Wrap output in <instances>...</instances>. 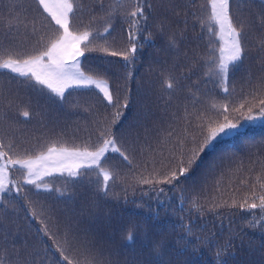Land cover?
I'll list each match as a JSON object with an SVG mask.
<instances>
[{
    "label": "trees",
    "instance_id": "1",
    "mask_svg": "<svg viewBox=\"0 0 264 264\" xmlns=\"http://www.w3.org/2000/svg\"><path fill=\"white\" fill-rule=\"evenodd\" d=\"M147 2L150 14L146 9L138 33L143 47L131 68L121 57L100 51H86L80 58L85 74L106 79L114 100L118 96L126 108L112 107L93 88L70 89L61 99L46 88H33L24 77L0 74V139L13 143V158L45 151L52 143L95 144L106 128L131 161L107 154L103 167L116 178L108 181L106 194L94 169L72 180V188L65 181L47 191L31 187L34 195L28 198H17L9 184L0 199V264H66L58 245L74 264H264V210H247L264 194V119L215 141L189 173L156 186L164 192L138 183L154 171H167L180 145L190 147V136L208 117L223 122L217 115L223 105L233 122L239 117L233 109L241 103V112L251 107L253 114L264 106V25L259 23L264 5L260 0L230 5L234 24L244 26L246 51L234 70L230 66L225 93L218 77L208 76L210 53L220 46L211 34L209 0ZM73 3V23L80 31L95 34L112 26L107 44L90 38V47L120 51L127 46L131 3L120 7L115 0H103V10L97 0ZM46 16L37 0H0V61L8 52L31 51L41 36V44L53 39ZM104 69L109 72L100 74ZM170 77L171 91L164 84ZM78 211L84 222L67 229L65 218ZM63 233L80 234L81 241L70 249L62 246Z\"/></svg>",
    "mask_w": 264,
    "mask_h": 264
},
{
    "label": "snow or ice",
    "instance_id": "2",
    "mask_svg": "<svg viewBox=\"0 0 264 264\" xmlns=\"http://www.w3.org/2000/svg\"><path fill=\"white\" fill-rule=\"evenodd\" d=\"M97 2L101 4L103 10V0H97ZM232 2L233 0H209L210 18L215 25H218L220 46L210 53L211 58L207 62L209 64L208 76L210 78L212 76L218 77L217 82L225 93L229 92L227 80L230 66L234 70L239 62L245 58L246 51L243 43L244 26L241 24L237 27L230 13ZM37 3L43 12L47 13L45 19L49 20L50 18L47 27L54 30V38L41 44L44 39L41 36L31 51L8 52V58L0 61V74L15 73L29 81H34L36 85L48 89L61 99L69 88H93L102 93L106 102L112 107L126 108L127 103L120 104L118 96L114 100L113 92L106 79H95L85 74L80 67V58L85 55L86 51H100L113 57H121L127 62L126 67L131 68L137 58L138 47H143L138 36L139 26L142 21L147 20L146 9L149 10L150 14L151 4L147 0H115V3L120 7L126 3H131L133 7L126 14L129 25L127 46L120 51H109V48L103 45L94 49L90 47L88 42L90 38L103 39L104 43L107 44L108 36L111 35L112 31L110 23L104 27L103 32L97 31L94 34L89 30L80 31L73 23L76 16V5L73 0H37ZM260 4L264 5V0H260ZM112 11H115V8ZM109 14L111 15V12ZM259 23L264 25V18ZM209 31L211 32V29ZM211 34L216 35L214 32ZM164 84L167 90H174L171 77ZM260 104L264 105V100H261ZM212 107L216 108L217 106L213 104ZM243 107L244 104L241 103L239 108L233 109L239 113V117L233 122V119H229L228 106L223 105V110L217 113L218 116L222 117L223 122L208 117L205 123L197 126L198 134L190 136V147L185 149L183 144L180 145L181 151L178 155H173L171 166L167 171L163 173L154 171L150 176H142L138 183L151 185L154 191L164 192L163 187L156 186L173 184L179 180L180 176L189 173L200 154L213 147L215 141L238 134L245 123L264 119V106L259 107L256 114H253L251 107L248 108L247 112H241L240 109ZM119 115L120 113H117V116ZM23 116L28 117L29 113L24 112ZM10 152L15 155L13 143L10 141L5 143L4 139H0V199H3V193L10 190L9 184L15 186L17 192L20 191V188L16 186V181L9 178V169H15L17 166L26 170L25 182L35 185L38 189L42 186L40 181L43 180V177L52 175L53 170L61 175L67 173L69 177L77 178L83 175L86 170L94 169L102 177L101 190L106 194L108 181L116 178L114 173L103 167L107 154L109 152L118 153L124 161L131 163L129 157L117 146L115 137L106 128H101L95 144L86 143L83 146L74 145L71 147L61 144L57 147L56 143H52L34 158L31 156L13 158ZM44 187L45 190H50L46 185ZM256 198L260 203L248 204L247 210L257 208L264 210V194H259ZM32 215L35 216L36 213L33 211ZM43 231L45 235L50 236L47 226L44 227ZM128 239H132L131 235ZM65 243L69 249L72 247V239L69 238L68 234L65 236ZM57 250L66 264H74L73 258L65 254V249L58 245ZM87 264H91V261H88Z\"/></svg>",
    "mask_w": 264,
    "mask_h": 264
},
{
    "label": "rangeland",
    "instance_id": "3",
    "mask_svg": "<svg viewBox=\"0 0 264 264\" xmlns=\"http://www.w3.org/2000/svg\"><path fill=\"white\" fill-rule=\"evenodd\" d=\"M210 23L214 27V30H215V33H216V37H218V25H215L214 22L211 20V18H210ZM110 59H111V57H110ZM109 68H107V69H109ZM108 72H109V70L104 69V70H101L100 71V74H107ZM13 74H15V73H13ZM93 78H95V79H102V78H99V77H93ZM31 82H32L33 88L39 87V85H36L34 81H31ZM70 89H87V88H69L68 90H70ZM96 91H98V90H96ZM100 95H101V99L104 102H106V99L103 97L102 93H100ZM55 97H57V96H55ZM58 98H60V97H58ZM83 105H86L87 107H91L92 104L90 102H83ZM257 121H258V119L256 121H254V122H251V123H245L244 124V127L241 128V130L244 129L245 127L251 125V124L257 123ZM56 146L59 147L60 145H56ZM39 153H36L34 151H30V153L28 155H25V156H23L21 158H26L28 156H31V157L34 158ZM110 153H114V152H110ZM25 176H26V170L20 169L19 166H17L15 169H9V178L11 180L16 181V186H18L20 188V191L19 192H17L15 190V194H16V197L17 198H20L22 196H24L26 198L32 197L34 195V192L33 193H30L29 192V188H31V187H33L35 190H44V191H47V190H45V187H44L45 185L47 186L48 189L52 190V189L56 188L58 185H60L63 181H65V187L66 188H72V187H74V183L72 182V180H74L75 178L69 177L67 175V173H64L63 175H61L59 172H56L55 170H53V174L52 175H50V176H44L43 177V180L40 181V183H41L42 186L39 189L36 188L35 185L26 183L25 182ZM14 188H15V186H14ZM87 199L85 201H87ZM77 204H79V203H76V205ZM93 204H98V202L93 201ZM65 219L70 221L68 223L67 229H70V227H72V225H74V223H79V222L82 223V222H84V217H83L82 211H78L72 217H70V218H67L66 217ZM74 219H77V221L76 222H73ZM59 223H61V222H59ZM26 234H29L33 238H35V235L31 231H29V230H24V235H26ZM65 236H66V233H63L62 234V239H65ZM80 237H81L80 234H76L75 237L69 236V238L72 239V246L76 245L78 242L81 241V238ZM56 240L58 241V239H56ZM62 246H68V245L66 244V245H62ZM30 248H32V245H30L26 249H30ZM23 250H25V249H23Z\"/></svg>",
    "mask_w": 264,
    "mask_h": 264
}]
</instances>
